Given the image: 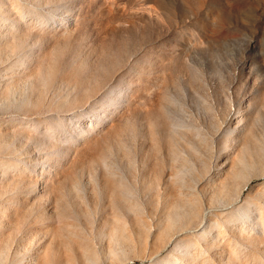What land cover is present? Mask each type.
Here are the masks:
<instances>
[{
    "label": "rangeland",
    "instance_id": "rangeland-1",
    "mask_svg": "<svg viewBox=\"0 0 264 264\" xmlns=\"http://www.w3.org/2000/svg\"><path fill=\"white\" fill-rule=\"evenodd\" d=\"M15 159L1 209L34 236L10 256L264 264V0H0ZM34 185L40 202L11 209Z\"/></svg>",
    "mask_w": 264,
    "mask_h": 264
},
{
    "label": "bare ground",
    "instance_id": "bare-ground-1",
    "mask_svg": "<svg viewBox=\"0 0 264 264\" xmlns=\"http://www.w3.org/2000/svg\"><path fill=\"white\" fill-rule=\"evenodd\" d=\"M30 11L32 12V9H30ZM23 21H24V24H25V19H23ZM38 24L40 25V27L44 26V23L41 22V21ZM2 25L7 27V28H11V29H16L17 28V24L16 23L13 24V25H10L9 23H3ZM11 62H18L17 65L15 66V68H17L21 64H24V63L28 64L30 62V60H28L27 56H25L24 58H19L17 61H11ZM21 76H22L21 72L20 73H16V77H18L19 79H23V77H21ZM25 88H27V87H25ZM15 91H18V88L15 87L14 90L11 91L9 94H13ZM6 103H10V101H7ZM47 134H50L49 130L47 131ZM20 162H21V160H19V159H15V160H12V161H10V160H8V161L0 160V168L2 170L10 171V172L18 171V170H20V168H19V163ZM242 178H243V176L241 175V172L238 171V172H235V173L232 174V176L230 177V180L231 181H233V180H242ZM235 183H237V182H235ZM42 194H43L42 191L37 186L34 185L33 188L25 190L22 193H20V192L17 193L16 195H17V197L19 196V198L17 199V197H16L14 202L10 203V207H11V209L14 208V209H20L21 211H23L22 209L27 208V206L35 205V202H40V200L42 198ZM2 198H5V197H2ZM2 203L3 202H0V264H50V262L48 260V257H45V259H43L42 255H41L42 253L40 252L41 251V247H37V249H38L37 251L39 253L38 252L37 253L36 252L35 253H31L30 257H27L26 251L24 252V254L21 253L20 251L16 252V256H10L9 255L10 247H14V243L15 242H13L14 241L13 239L17 238L19 240L20 244H22L24 247H27V245L31 242V240H32V238L34 236V233H33L34 231H31L30 229H23V227L16 226L15 225V219L13 218V216H10V215L8 216V214L5 213V211H3L1 209V208H3L2 207ZM10 207H9V209H10ZM55 208H56V206H55ZM240 209L241 208H239L237 211H239ZM5 210H7V208ZM52 210L55 211V209H52ZM9 211H7V212H9ZM56 212H57L56 214H58V210L57 209H56ZM13 215H14V213H13ZM145 224L147 225L146 222H145ZM7 225H9L8 228L5 227ZM140 229H142V228L140 227ZM125 239L127 240L128 238H125ZM44 246L46 247V249L48 248V246L46 244ZM121 246H123V245H121ZM14 248L17 249L16 247H14ZM116 252L112 251V253H116ZM118 252H120V250ZM121 252H122V250H121ZM83 254H84V258H82V262L80 261L81 264H99V260H98V257L96 255V253L92 249H90L89 246H86L84 248ZM44 255H47L46 254V250L44 252ZM113 256L115 257V254ZM113 256H112V258H113ZM24 258H26L28 260L26 262H24L25 261ZM120 258H119V260H120ZM111 260L114 261V258L111 259ZM162 261L163 262L161 264H169V263H167L165 261V259L162 260ZM116 262L117 261H115L113 263L117 264Z\"/></svg>",
    "mask_w": 264,
    "mask_h": 264
}]
</instances>
